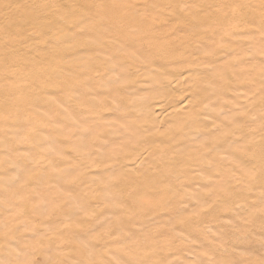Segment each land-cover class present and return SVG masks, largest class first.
<instances>
[{"label": "clouds", "instance_id": "1", "mask_svg": "<svg viewBox=\"0 0 264 264\" xmlns=\"http://www.w3.org/2000/svg\"><path fill=\"white\" fill-rule=\"evenodd\" d=\"M261 221L264 0H0V264H264Z\"/></svg>", "mask_w": 264, "mask_h": 264}, {"label": "rangeland", "instance_id": "2", "mask_svg": "<svg viewBox=\"0 0 264 264\" xmlns=\"http://www.w3.org/2000/svg\"><path fill=\"white\" fill-rule=\"evenodd\" d=\"M255 227L257 230L264 229V221L258 222Z\"/></svg>", "mask_w": 264, "mask_h": 264}, {"label": "bare ground", "instance_id": "3", "mask_svg": "<svg viewBox=\"0 0 264 264\" xmlns=\"http://www.w3.org/2000/svg\"><path fill=\"white\" fill-rule=\"evenodd\" d=\"M108 215H109V216H111V215H112V213H111V212H109V213H108Z\"/></svg>", "mask_w": 264, "mask_h": 264}]
</instances>
